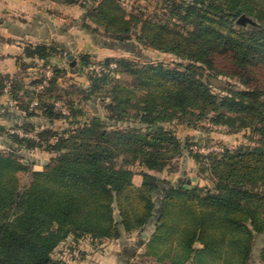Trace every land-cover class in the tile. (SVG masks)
<instances>
[{
    "label": "trees",
    "instance_id": "trees-1",
    "mask_svg": "<svg viewBox=\"0 0 264 264\" xmlns=\"http://www.w3.org/2000/svg\"><path fill=\"white\" fill-rule=\"evenodd\" d=\"M55 1L80 5L86 10L84 29L122 42L128 52L142 44L187 63L180 68L108 57L102 62L117 67L88 72L82 91L94 108L80 116L84 110L76 98L62 97L59 80L80 76V65L92 62L91 55L70 69L54 64L41 88L44 65L69 52L55 43L26 44L25 56L40 59V77L30 83L41 91L25 88L24 76L0 73V97L13 99L20 113L10 118L15 125L22 118V128L34 133L7 129L11 147L0 151V264H57L54 251L69 239L103 242L150 225L154 232L146 249L161 264H251L256 258L264 264V0H164L167 11L147 17L127 13L117 0ZM241 15L252 21L238 22ZM19 66L24 72L30 64L21 60ZM116 73L126 74L125 81ZM219 74L241 87L214 91L211 78ZM129 78L132 86L124 83ZM38 116L48 124L30 120ZM206 117L214 126L248 128L258 136L203 154L193 149L198 143L168 126H192ZM60 119L70 127H56ZM205 144L214 143L207 138ZM21 149H43L50 158L35 170L18 155ZM186 156L209 183L158 175ZM137 162L139 185L132 169ZM20 173L29 175L25 184Z\"/></svg>",
    "mask_w": 264,
    "mask_h": 264
},
{
    "label": "rangeland",
    "instance_id": "rangeland-1",
    "mask_svg": "<svg viewBox=\"0 0 264 264\" xmlns=\"http://www.w3.org/2000/svg\"><path fill=\"white\" fill-rule=\"evenodd\" d=\"M88 3H92L94 0H84ZM97 2L99 0H96ZM122 7L125 8L127 13L132 14H138L142 15L143 17L147 16H153L155 14L162 15V13H165L166 5L164 0H117ZM84 12L86 11L83 9ZM66 18L61 17L62 20L60 22H64L63 26L59 30L57 29L56 38L60 41H67L71 45V52L70 54L74 55V58L81 62L83 59V55L90 54L91 60H100L103 61L104 59L108 57L112 58H118V57H132L135 58L138 61L145 62V63H164L167 66H179V63H187L186 60H183L176 55L170 53V52H163L158 49H155L150 46H145L142 44H137L135 46L134 53L128 52L123 47H121L120 41L115 40L112 37L101 35V34H94L90 29H82V24L84 19L83 16L79 18H74V16L66 15ZM74 19V20H73ZM73 21V22H72ZM72 23V24H69ZM91 27H97V24L94 22H90ZM69 24V25H68ZM68 25L66 28L65 26ZM99 27V31H103V28ZM132 41L135 43L136 38L133 36ZM67 59V62L64 63V65H59V63L55 64L60 67L70 69V59L68 57H64ZM90 60V61H91ZM72 66V65H71ZM87 66V65H86ZM86 66L84 64L80 65L79 67V74L76 78H73L70 75H65L62 77V79L59 80L60 85H62V97L64 99L68 98H76V103L78 104V107H82L84 110V113L80 114V116H87L91 113L92 108H94V104L92 100L85 99L86 93L82 90H84L85 87L89 85V82L85 81L86 78L89 77V74ZM205 74H208V71H205ZM116 77H119V75H122L123 81L126 78V74H117ZM40 76L35 75L30 77L29 83L32 81H36ZM84 78V82L81 81V79ZM73 79L76 82H73ZM72 83V84H71ZM76 83V84H75ZM126 85L132 86L133 85V79L129 78L128 81L124 82ZM28 85V83H25ZM233 84L235 87H241V84L234 78H230L228 76H225L223 74H219L217 77L213 76L211 78V87L214 91L217 92H224V88H228ZM36 87V86H35ZM33 87V88H35ZM38 88V86H37ZM41 91L38 88V92ZM8 97V96H7ZM0 99H3V102L0 104L2 105L0 107V114L3 116L13 115V117H17L20 115V113L17 111V108H12L9 106L6 101L4 100V97H0ZM13 100V99H12ZM103 105L102 98H97L96 106L100 107ZM95 106V107H96ZM17 115V116H16ZM209 117V116H208ZM15 118L13 123L8 125L6 122H0V151H9V148L11 147V144L9 142L11 141L9 138L8 130L10 129V126L15 124ZM30 120L36 122H45L47 121V118L43 116L33 117L30 118ZM22 122V118H19L18 122ZM61 123L66 124L65 119H60ZM169 127H173L179 137L185 141H191L194 143H205L207 138L212 141V143L220 145L222 147L227 148H235L240 143L248 142L250 140V137H257L258 134H252L251 130L248 128H240L236 129L230 125H222V126H213V123L209 120V118H205L201 122H197L196 124L192 126H188L185 124H179L177 122H173L171 124H168ZM8 129V130H7ZM18 155H21L24 159L29 160L34 165L35 163L43 164L45 161H47V152L43 149H28L24 150L21 149ZM44 166V165H43ZM199 164L196 163V161L192 157H182L176 160L170 167H168L165 171L158 173V175H161L162 177L169 178L171 180H185L188 177L191 178V180L194 183L204 185L205 183H209V179L205 177V174H200L198 171ZM132 169L134 171L133 178L136 180L135 183L140 182V178L142 177V168L139 165V163H135L132 165ZM21 183L25 184L29 180V175L26 173H20ZM136 232L131 233H123V235L118 239H128L136 237ZM260 246V243L257 244ZM257 246V247H258ZM256 247V251H258ZM260 249V247H259ZM257 253V252H256ZM257 255V254H256ZM257 257V256H256ZM258 259V258H256Z\"/></svg>",
    "mask_w": 264,
    "mask_h": 264
},
{
    "label": "crops",
    "instance_id": "crops-1",
    "mask_svg": "<svg viewBox=\"0 0 264 264\" xmlns=\"http://www.w3.org/2000/svg\"><path fill=\"white\" fill-rule=\"evenodd\" d=\"M83 14L84 10L80 5H66L55 0H0V73L10 77L24 76L25 83H28V85L25 84V88L35 87L29 83L28 79L34 74L40 75V70L37 68L40 59L25 56L26 44L55 43L70 54L71 45L67 41L58 40L54 33L56 34L57 29L61 30L60 27L65 24L60 22L61 17L66 18L65 16L69 15L79 18ZM68 25L65 27L68 28ZM21 60L30 64L24 72L19 66ZM50 60L59 63V65H64L67 62V59L61 55H54ZM69 75L73 78L77 77L75 74L69 73ZM81 81L84 82V78ZM73 82L76 81L73 79ZM35 92H38L37 86ZM1 97H4L5 101L8 99L5 94ZM0 102L4 104L3 99H0ZM12 121L14 119L0 114V122L10 125L13 123ZM36 124L45 126L48 122L41 121ZM54 125L60 129L70 127L67 122L66 124L56 122ZM47 157L48 161L49 153ZM47 161L41 166L35 163L34 169L42 170ZM189 179L191 180V178ZM141 182L142 177L136 184L139 185ZM153 232L154 225H150L142 233H137L136 237L130 238L128 241L124 238H112L94 243L90 239H85L76 244L69 239L62 246V250L54 251V255L56 259L59 256H64L65 260H71L73 264H161L153 254H148L146 249V243ZM251 264L263 263L256 259Z\"/></svg>",
    "mask_w": 264,
    "mask_h": 264
},
{
    "label": "built area",
    "instance_id": "built-area-1",
    "mask_svg": "<svg viewBox=\"0 0 264 264\" xmlns=\"http://www.w3.org/2000/svg\"><path fill=\"white\" fill-rule=\"evenodd\" d=\"M54 62L50 61V62H47L44 67H43V72H44V80L43 82L41 83L40 87H44L45 85L48 84V79L52 76L53 74V68H54ZM117 67V63L116 62H112L110 63L108 66L103 63L102 61L100 60H93L92 62H90L87 66H86V69L88 72L90 73H94V74H101L102 72H105L107 70H113ZM9 88H10V84L7 85L5 91L8 93L9 92ZM8 102L10 105L14 106L15 105V101L12 100L11 98L8 99ZM58 105L60 106V104L58 103ZM16 107V105H15ZM63 111L64 112H68V109L62 107ZM22 122H17V125H12L10 126V129L9 131L10 132H15V133H18L20 134L21 136H29V137H33L34 136V133L33 132H28L26 130H24L22 128ZM214 126V125H213ZM193 149L194 151H197V152H200V153H203V154H208L209 152L211 151H222L224 148L220 145H217V144H211V145H207L205 143H198L196 145L193 146ZM57 264H61L60 263V260L62 261H66L67 264H73L71 260H65L64 256H59L57 258Z\"/></svg>",
    "mask_w": 264,
    "mask_h": 264
},
{
    "label": "water",
    "instance_id": "water-1",
    "mask_svg": "<svg viewBox=\"0 0 264 264\" xmlns=\"http://www.w3.org/2000/svg\"><path fill=\"white\" fill-rule=\"evenodd\" d=\"M245 21H252V20L250 18H248L247 16H245V15H241L239 17V19H238V22H241V23H244ZM68 58L71 60V65L72 66L76 64V59L74 58L73 54H69ZM115 217H116L117 221L121 220V215H120L119 212L115 213Z\"/></svg>",
    "mask_w": 264,
    "mask_h": 264
}]
</instances>
